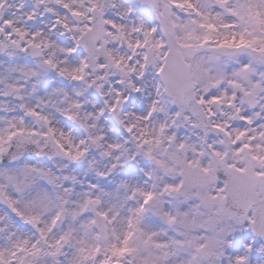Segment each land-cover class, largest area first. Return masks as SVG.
<instances>
[{
	"label": "snow or ice",
	"instance_id": "6c2138e0",
	"mask_svg": "<svg viewBox=\"0 0 264 264\" xmlns=\"http://www.w3.org/2000/svg\"><path fill=\"white\" fill-rule=\"evenodd\" d=\"M0 264H264V0H0Z\"/></svg>",
	"mask_w": 264,
	"mask_h": 264
},
{
	"label": "rangeland",
	"instance_id": "374dc122",
	"mask_svg": "<svg viewBox=\"0 0 264 264\" xmlns=\"http://www.w3.org/2000/svg\"><path fill=\"white\" fill-rule=\"evenodd\" d=\"M93 100H96L98 98L96 97H90ZM133 108L136 107L135 104L132 105ZM107 126L113 128V132L110 133V136L112 137V139H116L121 135L126 136L125 133L122 132V130H120L117 126L114 125L113 122L108 121L107 122ZM74 171L76 172V174L80 177L81 180H84L86 183L87 182H93V178L91 176L85 175V168L86 165H78V166H73ZM129 171H132L131 169ZM243 239V237H241L239 234L237 235V242H240Z\"/></svg>",
	"mask_w": 264,
	"mask_h": 264
},
{
	"label": "clouds",
	"instance_id": "9594fccd",
	"mask_svg": "<svg viewBox=\"0 0 264 264\" xmlns=\"http://www.w3.org/2000/svg\"><path fill=\"white\" fill-rule=\"evenodd\" d=\"M103 127H104L105 134H106V135H110V133L107 131V129L109 128V127L107 126V124L104 125ZM79 178H80V177H79Z\"/></svg>",
	"mask_w": 264,
	"mask_h": 264
}]
</instances>
